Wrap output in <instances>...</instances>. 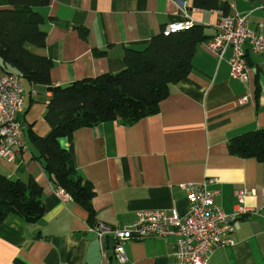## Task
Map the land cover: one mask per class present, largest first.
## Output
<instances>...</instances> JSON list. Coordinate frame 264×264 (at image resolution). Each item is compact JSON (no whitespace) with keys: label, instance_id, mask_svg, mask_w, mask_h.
Returning a JSON list of instances; mask_svg holds the SVG:
<instances>
[{"label":"crops","instance_id":"0c3cea01","mask_svg":"<svg viewBox=\"0 0 264 264\" xmlns=\"http://www.w3.org/2000/svg\"><path fill=\"white\" fill-rule=\"evenodd\" d=\"M226 1L229 14L246 15L248 27L264 35V0ZM192 2L51 0L36 8L46 44L30 48L52 60L54 86L116 72L124 67L125 48L142 49L168 23L188 18L204 26L209 40L221 13ZM0 7H10L8 0H0ZM207 40L198 43L190 72L170 86L156 113L130 124L113 120L79 127L58 138L76 172L94 188L93 225L79 204L52 186L35 158L29 135L48 133L44 111L51 91L19 79L18 120L26 149L12 160L0 158V171L24 181L34 178L42 188L43 214L34 223L14 214L0 222V264H119L110 254L112 235H98L97 225L129 226L143 210L183 214L188 200L179 184L207 178L215 180L210 185L219 191L215 204L225 213L236 209L235 190L249 191L246 210L228 234L233 243L216 247L208 264H264V162L230 154L226 145L234 135L264 128V53L245 46L248 72L242 83L229 75L230 50L220 59ZM124 249L122 264H175L172 237L130 239Z\"/></svg>","mask_w":264,"mask_h":264},{"label":"trees","instance_id":"16d2710c","mask_svg":"<svg viewBox=\"0 0 264 264\" xmlns=\"http://www.w3.org/2000/svg\"><path fill=\"white\" fill-rule=\"evenodd\" d=\"M50 1L8 0L10 7H0V70L45 85L51 91L44 111L49 131L44 136L32 132L29 135L36 149L35 158L52 186L79 204L93 225L94 188L76 172L70 153L58 144V138L79 127L113 120L130 124L156 113L170 86L190 72L196 47L208 36L203 25L193 23L178 32L160 31L142 49L125 48L122 69L76 80L66 87L54 86L50 76L52 60L30 48L46 44V32L41 27L44 19L36 8ZM192 6L223 15L230 13L226 0H193ZM80 31L86 35L85 30ZM226 145L230 154L264 162V128L234 135ZM8 214L27 223L40 219L42 188L34 178L24 181L0 171V222Z\"/></svg>","mask_w":264,"mask_h":264},{"label":"built area","instance_id":"2783aa9c","mask_svg":"<svg viewBox=\"0 0 264 264\" xmlns=\"http://www.w3.org/2000/svg\"><path fill=\"white\" fill-rule=\"evenodd\" d=\"M191 25L192 21L186 18L166 24L161 31L169 34L189 29ZM214 27L216 33L206 41L207 48L220 59L229 49V75L244 83L248 72L245 46L248 45L255 53H264V35L249 28L246 15L239 13L220 14ZM19 79L13 73L0 75V158L6 160H12L17 152L26 149L23 125L18 120L22 111ZM214 181L207 178L179 184L188 200L187 211L183 214L176 209L138 211L132 225L109 227L99 224L95 227L97 234L112 235V255L119 264L127 260L124 249L127 240L151 236L174 238L175 264H208L209 256L216 247L233 243L228 234L232 232L238 215L246 210L244 199L249 192L235 190L236 209L225 213L215 204L219 191L210 187ZM59 191L64 192L62 189Z\"/></svg>","mask_w":264,"mask_h":264},{"label":"water","instance_id":"95a60500","mask_svg":"<svg viewBox=\"0 0 264 264\" xmlns=\"http://www.w3.org/2000/svg\"><path fill=\"white\" fill-rule=\"evenodd\" d=\"M69 84H64V85H62V87H66V86H68ZM112 240V239H111ZM112 242H113V240H112ZM112 253V250L110 251V254Z\"/></svg>","mask_w":264,"mask_h":264},{"label":"rangeland","instance_id":"374dc122","mask_svg":"<svg viewBox=\"0 0 264 264\" xmlns=\"http://www.w3.org/2000/svg\"><path fill=\"white\" fill-rule=\"evenodd\" d=\"M21 88H22V86H21Z\"/></svg>","mask_w":264,"mask_h":264}]
</instances>
